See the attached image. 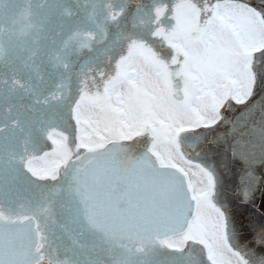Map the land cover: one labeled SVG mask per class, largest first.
Masks as SVG:
<instances>
[{"label":"snow or ice","instance_id":"obj_1","mask_svg":"<svg viewBox=\"0 0 264 264\" xmlns=\"http://www.w3.org/2000/svg\"><path fill=\"white\" fill-rule=\"evenodd\" d=\"M257 150L264 0H0V264H264Z\"/></svg>","mask_w":264,"mask_h":264},{"label":"rangeland","instance_id":"obj_2","mask_svg":"<svg viewBox=\"0 0 264 264\" xmlns=\"http://www.w3.org/2000/svg\"><path fill=\"white\" fill-rule=\"evenodd\" d=\"M254 3L258 4L259 0H253ZM231 125V122L226 123ZM221 125L209 135V140L214 139L222 140L226 132L230 135L231 126ZM223 129V130H221ZM214 144L207 145L205 151L209 148H214ZM208 156L212 161L220 159L215 152L208 151ZM256 160L253 165L254 172L257 176L264 175V165L260 161V153L257 150ZM226 164V167L224 166ZM224 175V196L226 206L228 207L234 222L238 228L241 229V235L245 237H251V229L254 223L260 222L261 218H264V187H259L254 194L253 200L250 203L244 204L239 199V184L242 173L244 172V165L234 162L227 161L224 159L223 164Z\"/></svg>","mask_w":264,"mask_h":264},{"label":"flooded vegetation","instance_id":"obj_3","mask_svg":"<svg viewBox=\"0 0 264 264\" xmlns=\"http://www.w3.org/2000/svg\"><path fill=\"white\" fill-rule=\"evenodd\" d=\"M238 115H239V113L238 112H235V111L232 112V113H229L228 114V121L231 122L233 120V118L236 117V116H238ZM226 126H231V125H226ZM221 130H223V129H221ZM243 174H244V172L242 173V176H243Z\"/></svg>","mask_w":264,"mask_h":264}]
</instances>
